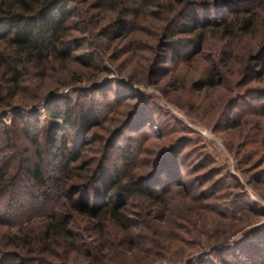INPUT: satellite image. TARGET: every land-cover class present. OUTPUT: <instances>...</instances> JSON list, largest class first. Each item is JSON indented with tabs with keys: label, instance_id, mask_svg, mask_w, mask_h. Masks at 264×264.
I'll return each instance as SVG.
<instances>
[{
	"label": "rangeland",
	"instance_id": "rangeland-1",
	"mask_svg": "<svg viewBox=\"0 0 264 264\" xmlns=\"http://www.w3.org/2000/svg\"><path fill=\"white\" fill-rule=\"evenodd\" d=\"M176 1L71 0V58L31 71L3 100L0 245L13 236L8 222L27 237L14 264H223L248 232L264 227V0L222 13L212 7L206 27L185 33L187 1L199 10L220 0ZM246 5L247 31L239 24ZM88 50L96 60L85 66L76 56ZM56 101L69 102L72 114L53 139L47 121L63 123ZM63 142L81 148L67 172L49 157ZM126 145L130 162L121 156ZM38 151L50 177L45 204L20 175ZM13 182L22 187L15 196ZM119 183L128 191L113 189ZM112 198L115 216L82 213L86 201L100 209ZM54 211L68 235L47 232ZM257 249L263 260L248 264H264V243Z\"/></svg>",
	"mask_w": 264,
	"mask_h": 264
},
{
	"label": "trees",
	"instance_id": "trees-1",
	"mask_svg": "<svg viewBox=\"0 0 264 264\" xmlns=\"http://www.w3.org/2000/svg\"><path fill=\"white\" fill-rule=\"evenodd\" d=\"M70 1L71 0H0V108L4 104L3 100L13 97L16 94L17 89L25 83L27 76L32 73L31 71L34 72L42 69L45 63L51 62L52 60L63 63L71 58V53L74 51V48L71 45L72 40L68 39L69 34H67L69 29L68 18L70 17ZM130 1L132 6L133 4L135 5L137 0ZM185 1L186 0H177L176 3L185 4ZM247 1L250 3L252 2L251 0H225V3L222 4V0L216 2L212 1L203 4L199 10L198 8H195L193 4H190L192 1H187L189 5L187 6L186 3V7L185 5L183 6L185 9L182 14L184 20L182 23L183 30H181V32L195 31L200 27V24L198 23H204V27H206L209 24V18L206 14L207 12L212 11V7H219L218 9L222 13L223 11H228L230 9L234 10V6L241 4L245 5V3L250 4ZM253 4L254 3L252 2V5ZM131 6L128 7L130 10L132 9L130 8ZM168 7L171 9L174 8L173 3ZM133 11L135 14L138 13L135 8ZM250 11V6L246 5L244 12H246L248 16L243 18L239 23L241 24V30L247 31V29L252 26L253 22L251 20L252 15ZM221 24L224 31H230V33L234 31L229 25H225L222 22ZM197 35L198 39H200L201 32ZM193 44L196 43L193 42ZM95 55L96 54L93 50H88L76 56V59L83 65L89 66L96 60ZM59 103L60 101H56L55 105L63 107V111L60 112L63 117V123L59 124L55 122V120L50 119L47 121V131L49 130L48 133L51 134L53 139L54 135L58 133L64 125L70 123L72 114L69 102L62 105ZM55 109V107L48 106L46 112L52 117H57ZM17 115L22 118L25 123L29 124L28 120L30 119L20 114H14L13 119L17 117ZM28 124H25L23 128V133L27 135L32 132ZM33 136H35V133ZM9 139V133L6 129L4 131L3 140L7 143L9 142ZM80 149L81 148L70 149L67 144L63 142V145L60 146V148H57L58 152H52L49 157L55 160L59 157L60 169L58 168V171L67 172L70 169V165L80 159ZM180 149L181 148H178L176 153H178ZM4 152L5 149L0 144V155ZM131 155L132 152L127 145L122 147L121 156L125 161L130 162ZM5 162L6 161L3 162L0 160V181L4 180L6 174L7 162ZM20 175L23 176V180L29 184L30 190L34 191V194L30 191L31 194L29 196L36 199L38 201L36 203L45 204L50 201V192L47 191L49 187L48 182L50 180L49 170L47 168V161L39 151L36 153L34 160H31L29 163L21 164ZM87 178L90 179V176H87ZM131 183L132 182L129 184ZM117 185L118 186L115 185V188L113 189L119 190L118 192H120V190L128 191L129 185L127 186L120 183ZM147 185L149 184H143L140 190L147 191ZM59 189L61 194H64L66 191L62 183L60 184ZM115 190L112 192L113 195L116 194ZM12 192L14 196L18 195L22 192V187L13 182ZM111 202L112 204L110 206L107 205L106 207L95 209L89 205V201H86L81 205L83 209L82 213L95 215L96 212L95 216H103V214H106L107 212L115 216L117 213L116 199L112 198ZM111 202L108 203L110 204ZM55 216V211L52 214H49L51 224L48 225L47 232L54 230L53 228L59 227L61 234L68 235L69 231L66 229V225L62 226L61 224L52 221L56 218ZM30 219L31 218L28 220ZM116 219V221H120L118 215L116 216ZM6 225L9 226L6 234L12 233L13 236L10 238L11 240L5 242L3 246L0 245V264H14L12 258L16 256V252L14 251L18 252L19 249H23L27 237L21 236L20 223L8 222ZM14 226H18L20 230L18 229L17 232H12ZM47 232L46 235L48 234ZM46 238L49 237L46 236ZM262 242L264 243V227L248 232L238 245L233 247L230 251L232 256L231 260L229 257L227 260L223 261V264H248L261 262L263 259L260 258L263 255H260L257 247L262 245ZM253 256L255 258H253ZM35 261L43 262L44 260L35 259Z\"/></svg>",
	"mask_w": 264,
	"mask_h": 264
}]
</instances>
